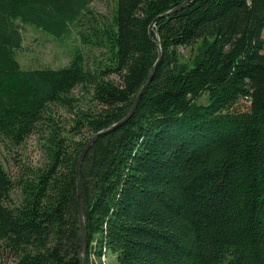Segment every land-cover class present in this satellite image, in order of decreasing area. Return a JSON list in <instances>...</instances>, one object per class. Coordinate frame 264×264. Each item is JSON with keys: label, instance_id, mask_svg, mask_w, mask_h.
<instances>
[{"label": "trees", "instance_id": "obj_1", "mask_svg": "<svg viewBox=\"0 0 264 264\" xmlns=\"http://www.w3.org/2000/svg\"><path fill=\"white\" fill-rule=\"evenodd\" d=\"M93 1L0 0V143L18 167L0 157V264H81L79 156L127 116L160 50L132 115L84 157L85 264L106 251L116 264H264V0L167 16L186 0H115L110 15ZM25 24L74 28L108 61L91 68L80 47L68 65L24 67ZM33 135L38 162L18 152Z\"/></svg>", "mask_w": 264, "mask_h": 264}, {"label": "rangeland", "instance_id": "obj_2", "mask_svg": "<svg viewBox=\"0 0 264 264\" xmlns=\"http://www.w3.org/2000/svg\"><path fill=\"white\" fill-rule=\"evenodd\" d=\"M115 0H94L92 6L97 10L110 15L114 7ZM24 42L22 47L17 51L18 58L24 67H53L59 68L68 65L77 48L82 47L86 57L87 65L91 68L104 66L108 61L107 55L103 56L102 49L83 46L79 40L78 34L74 28L71 29L62 38L54 37L50 32L40 29L31 24L23 25ZM203 42H199L195 47H182L180 49L183 62L189 63L192 57L197 54ZM113 77L117 78L116 75ZM81 87L75 89V94H81ZM203 98L202 100H204ZM94 104L91 95L86 94L81 101L83 107H89ZM56 110L63 118H68L69 113L63 107H56ZM16 149V148H15ZM6 148L0 143V157L8 170L14 175L17 170L15 163L16 150ZM21 156L28 161L38 162L42 158L37 136L33 135L18 150ZM16 199L19 198V191L14 193ZM95 264H116V255L106 251L101 259L94 257Z\"/></svg>", "mask_w": 264, "mask_h": 264}, {"label": "water", "instance_id": "obj_3", "mask_svg": "<svg viewBox=\"0 0 264 264\" xmlns=\"http://www.w3.org/2000/svg\"><path fill=\"white\" fill-rule=\"evenodd\" d=\"M190 0H186L184 1L181 5L163 13L161 16H167L175 11H177L178 9L184 7ZM154 24L153 23L151 26H150V35L151 37L154 39V36H153V27H154ZM161 50H160V54H159V58L157 59L156 63L154 64L151 72H150V75H149V78L147 80V82L145 83V85L141 88L140 92L138 93L136 99H135V102L132 106V108L130 109L129 113L127 114V116H125L123 119L111 124L110 126L106 127V128H103L102 130H99L98 132H96L92 137L91 139L88 141V143L86 144V146L83 148L80 156H79V159H78V165H77V176H78V181H79V207H80V223H81V248H80V254L82 256V262L81 264H85L86 263V258H87V233H86V227H85V219H84V204H83V196H82V187H81V168H82V163H83V160H84V157L86 155V153L88 152V150L90 149V147L92 146V144L96 141V139L108 132V131H111L112 129L116 128L117 126H119L120 124H122L123 122H125L131 115L132 113L134 112V110L136 109V106L140 100V97L141 95L143 94L144 90L146 89L147 85L149 84V82L151 81V79L153 78V75L156 71V68L158 66V63H159V60L161 58Z\"/></svg>", "mask_w": 264, "mask_h": 264}]
</instances>
